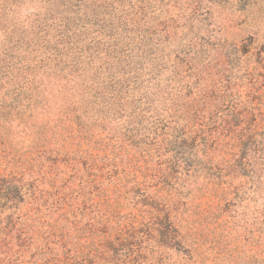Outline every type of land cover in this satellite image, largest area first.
<instances>
[{"label":"rangeland","instance_id":"374dc122","mask_svg":"<svg viewBox=\"0 0 264 264\" xmlns=\"http://www.w3.org/2000/svg\"><path fill=\"white\" fill-rule=\"evenodd\" d=\"M155 2L171 46L195 42L159 52L169 61L155 78L161 126L188 136L147 158L126 142L115 177L86 187V209L42 221L71 264H264V0ZM96 212L126 235L104 239Z\"/></svg>","mask_w":264,"mask_h":264},{"label":"trees","instance_id":"16d2710c","mask_svg":"<svg viewBox=\"0 0 264 264\" xmlns=\"http://www.w3.org/2000/svg\"><path fill=\"white\" fill-rule=\"evenodd\" d=\"M156 15L155 0H0V264H71L45 213L86 209V187L115 177L126 142L147 158L188 136L161 126L155 78L169 61L159 52L195 42L171 46ZM100 214L104 239L126 235Z\"/></svg>","mask_w":264,"mask_h":264}]
</instances>
